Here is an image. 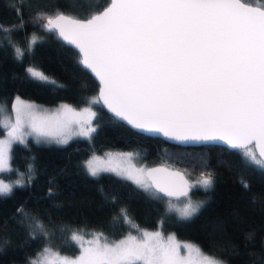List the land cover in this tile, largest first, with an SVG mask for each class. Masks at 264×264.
I'll use <instances>...</instances> for the list:
<instances>
[{
	"label": "snow or ice",
	"instance_id": "obj_1",
	"mask_svg": "<svg viewBox=\"0 0 264 264\" xmlns=\"http://www.w3.org/2000/svg\"><path fill=\"white\" fill-rule=\"evenodd\" d=\"M34 22L78 50V64L98 80L99 93L80 111L62 104L53 112L17 96L14 120L0 119V127L7 131V138L0 139V173L12 171L11 146L24 144L29 135L62 144L73 135L91 137L97 115L91 105L101 102L133 130L181 141H220L239 149L245 165L264 170V6L244 0H109L102 11L84 18L56 10L37 13ZM19 28L0 25V32L7 35ZM38 40L33 34L25 41L26 50L14 45L15 58L22 60ZM26 73L35 82L63 87L35 67ZM132 158V153L109 154L107 161L93 156L85 167L91 176L112 172L153 198H169V209L182 219L192 217L199 207L188 199L189 191L213 184L211 172L202 173L193 185L181 172L138 168ZM241 183L250 191V185ZM13 186L0 180V196L9 195ZM173 198L188 202L177 207ZM17 214L28 217L30 239L48 235L23 209ZM121 215L127 214L121 210ZM20 225L24 227L25 221ZM137 231L138 236L109 241L102 233L85 240L81 230H71L78 256H60L44 248L27 264H223L174 235ZM8 244L0 237V251Z\"/></svg>",
	"mask_w": 264,
	"mask_h": 264
},
{
	"label": "trees",
	"instance_id": "obj_2",
	"mask_svg": "<svg viewBox=\"0 0 264 264\" xmlns=\"http://www.w3.org/2000/svg\"><path fill=\"white\" fill-rule=\"evenodd\" d=\"M108 2L23 0L21 7L20 0H0V25L20 26L7 35L0 32V104L9 106L20 96L45 106L60 102L76 108L89 105L97 96V82L78 64V52L40 27L34 18L37 13L53 14L56 10L84 18ZM33 34L39 40L32 51L22 60L16 59L13 46L26 50L25 41ZM28 67L37 68L63 87L33 81L26 73ZM92 107L97 115L91 137L57 145L29 135L24 144L12 145V171L1 176L19 179L22 184L15 185L9 195L0 196V237L9 241L0 251V264H27L28 258H35L44 248L74 257L79 248L70 240L71 230L98 232L116 240L132 228L173 233L178 240L194 243L225 264H264V170L242 163L240 150L212 144L173 145L131 130L100 103ZM3 133L0 127V136ZM112 149L135 153L140 161L179 168L190 179L211 172V187L191 191L204 198V205L190 219H182L167 209L165 198H153L130 180L110 172L89 175L83 161L93 153ZM241 181L250 185V191ZM17 209L34 217L48 235L30 239L28 217L17 214Z\"/></svg>",
	"mask_w": 264,
	"mask_h": 264
},
{
	"label": "rangeland",
	"instance_id": "obj_3",
	"mask_svg": "<svg viewBox=\"0 0 264 264\" xmlns=\"http://www.w3.org/2000/svg\"><path fill=\"white\" fill-rule=\"evenodd\" d=\"M251 3H253V4H258V5H260V6H264V0H255V1H252ZM46 75V74H45ZM47 76V75H46ZM17 96H15L14 97V99H13V101L9 104V106L8 105H5V104H3V105H1L0 104V119H5V118H11V119H13L14 120V113L12 112V105H13V103H14V101H15V98H16ZM18 97H20V96H18ZM21 98V97H20ZM22 100H24V101H26V102H29V103H33V104H35V105H37L38 106V108L39 109H42V110H47L48 112H53V111H55L57 108H59V106L60 105H62V104H67V105H69V106H71V107H73V108H75L77 111H80V110H82L83 108H85V107H88L89 105H87V106H83V107H78V108H76V107H74V106H72L71 104H68V103H63V102H60V103H57V105H55V106H48V105H41V104H39V103H37L36 101L34 102V101H31V100H29V99H26V98H21ZM91 107H92V105H91ZM92 110H93V107H92ZM94 111V110H93ZM92 126L94 127L95 125L93 124V121H92ZM2 128V127H1ZM4 129V128H3ZM31 136H33V137H36L35 135H31ZM88 138V137H83V136H79V135H73L69 140H68V142L70 141V140H72V139H77V138ZM7 138V131H6V129H4V133H3V135L2 136H0V139H6ZM37 138V137H36ZM42 141H44L45 143H53V144H62V143H57L56 142V140L55 139H41ZM67 142V143H68ZM14 144V143H13ZM12 144V145H13ZM63 144H66V143H63ZM12 147V146H11ZM121 153H132V152H129V151H125V150H123V151H121V150H114V149H112V150H106V151H104V152H102V154H98V153H93V154H91L90 155V157L89 158H87L86 160H84L83 161V166L85 167V162L87 161V160H89L90 158H92L93 156H98V157H100L103 161H107L108 160V157H109V154H112V156L113 157H115L117 154H121ZM133 154V153H132ZM10 155H11V151H10ZM118 161L117 160H115V159H113V161H112V163H117ZM156 162V161H155ZM154 161H140L138 158H137V155L134 153L133 154V158H132V161H131V163L132 164H134L136 167H143V168H147L149 165H153L154 163H155ZM10 163H11V160H10ZM10 166H11V164H10ZM85 169H86V167H85ZM86 171H87V169H86ZM87 173H88V171H87ZM110 173H112V172H110ZM113 174V173H112ZM115 174V173H114ZM116 175V174H115ZM118 176V175H117ZM200 179V178H199ZM199 179H190V183L191 184H193V185H195L196 184V182L199 180ZM0 180H2L4 183H8V184H13L14 186H15V184H14V182L15 181H17V180H19V179H17V180H10V179H7V180H5L4 178H2V176H1V173H0ZM13 186V187H14ZM199 188H203V187H201V186H197V187H195V188H193V190H195V189H199ZM188 199H190L191 200V202L194 204V205H199V207H198V210L196 211V213L200 210V208L204 205V198H199V197H197V196H194L192 193H189V198ZM188 199H185V198H181L179 201L178 200H174V199H172L171 200V203L172 204H175L177 207H182L183 206V204L184 203H187L188 202ZM164 205L167 207V209H169V199H165L164 200ZM170 210V209H169ZM170 211H172V212H174V214L176 215V216H178V214L174 211V210H170ZM195 214V213H194ZM193 214V215H194ZM179 217V216H178ZM188 219H190V218H188ZM133 230L132 231H129V232H127L126 233V235H124V236H122V237H120V238H117L116 240H120V239H123L124 237H126L127 235H129V234H131V235H134V236H138L140 233L137 231V229H139V230H141V231H145V229H140V228H132ZM146 231H150V232H155V231H160L161 233H162V231H161V229H158V230H146ZM94 233H98V232H94ZM93 232L92 233H86V232H84V233H81V234H83L84 235V238H85V240H89V239H92V234H94ZM163 234V233H162ZM169 235H174L173 233H169V234H167V235H165V234H163V236L165 237V238H167ZM175 236V235H174ZM176 238V240L177 241H179V242H181V243H191V244H193V245H195L194 243H192V242H188V241H183V240H178L177 239V237H175ZM109 241H112V240H109ZM201 250V249H200ZM53 252H55V251H53ZM202 252H203V250H202ZM57 253V252H56ZM203 253H205V252H203ZM182 254H186L185 252H184V250L182 249ZM206 254V253H205ZM59 255L60 256H66V257H70V256H67V255H65V254H60L59 253ZM79 254H77V255H75L74 257H70V258H75L76 256H78ZM208 255V254H207ZM210 256V255H209ZM213 257H215V256H213ZM216 259H218V260H221V259H219L218 257H215ZM222 261V260H221ZM223 264H225V262H223Z\"/></svg>",
	"mask_w": 264,
	"mask_h": 264
},
{
	"label": "water",
	"instance_id": "obj_4",
	"mask_svg": "<svg viewBox=\"0 0 264 264\" xmlns=\"http://www.w3.org/2000/svg\"><path fill=\"white\" fill-rule=\"evenodd\" d=\"M244 2H246V1H244ZM248 3V2H247ZM108 4H109V2L106 4V6H108ZM251 4V3H250ZM254 7L255 6H260V5H258V4H252ZM103 10V9H102ZM102 10H100V11H102ZM98 12V11H97ZM67 14V13H66ZM59 39V38H58ZM60 40V39H59ZM62 41V40H61ZM63 42V41H62ZM64 44H66V42H63ZM67 45V44H66ZM69 47H71L73 50H75V51H77L78 52V50H76L75 48H74V46H70V45H68ZM87 71V70H86ZM90 73V72H89ZM91 74V73H90ZM91 76L93 77V79L97 82V84H98V89H97V95H98V93H99V88H100V85H99V82H98V80L91 74ZM101 105H102V107L104 108V110L106 111V112H108L109 114H111L110 112H109V110L105 107V106H103V104H102V102L100 103ZM112 115V114H111ZM113 116V115H112ZM117 121H119V122H123L126 126H128L127 124H126V122H124V121H122V120H119V119H117V118H115ZM129 127V126H128ZM130 128V127H129ZM131 129V128H130ZM132 130V129H131ZM136 132H139V133H141V134H145V135H147V136H150V137H157V138H160V139H162L163 141H166V142H168V143H170V144H173V145H179V146H182V147H187V146H189V147H197V146H203V145H208V144H212V145H217V146H223V147H226L228 150L229 149H232V148H229L227 145H225V144H223L222 142H220V141H214V142H205V141H196V140H187V141H181V140H176V139H173V138H171V137H167V136H164L162 133H158V132H140V131H138V130H135ZM232 150H239V149H232ZM147 168H166V169H168L169 171H172V172H181V173H183L184 174V176H185V179H187L188 181H189V183H190V178H189V176H187V174L186 173H184L181 169H179V168H173V167H171V166H169V165H165L164 163H160V162H155L153 165H149ZM191 184V183H190ZM191 191H192V189L189 191V193H191ZM163 198H165V199H169V198H167V197H163ZM174 199V198H173ZM174 200H176V199H174Z\"/></svg>",
	"mask_w": 264,
	"mask_h": 264
}]
</instances>
